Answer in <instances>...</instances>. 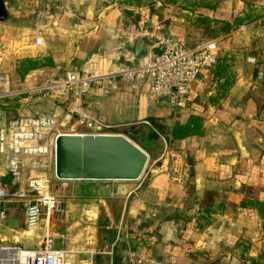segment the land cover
Instances as JSON below:
<instances>
[{"label":"crops","instance_id":"crops-1","mask_svg":"<svg viewBox=\"0 0 264 264\" xmlns=\"http://www.w3.org/2000/svg\"><path fill=\"white\" fill-rule=\"evenodd\" d=\"M41 1L0 0V75L8 77L27 114L63 111L59 98L46 108L31 105L38 83L69 71L112 75L144 65L157 52L152 39L124 36L119 28L139 33L161 24L190 47L220 38L221 50L177 113L152 95L147 81L134 89L106 77L93 87L84 96L89 114L124 128L151 121L170 140L167 160L153 164L147 180L71 181L50 230L41 224L28 231L23 209L3 201L0 243L34 249L45 245L50 232L48 243L66 250L73 264H128L129 251L160 264H264V218L257 208L264 203V88L250 38L255 22L245 20L253 11L245 0H74L55 7L40 33L35 15ZM235 18L245 21L234 26ZM40 35L43 44L37 45ZM47 54L54 65L24 76L18 71L22 59ZM176 127L179 136L188 134L174 137ZM162 152L147 151L152 163ZM9 175L0 159V178ZM1 187L6 184L0 180Z\"/></svg>","mask_w":264,"mask_h":264},{"label":"built area","instance_id":"built-area-1","mask_svg":"<svg viewBox=\"0 0 264 264\" xmlns=\"http://www.w3.org/2000/svg\"><path fill=\"white\" fill-rule=\"evenodd\" d=\"M74 0H42L35 15V28L42 33L51 20L54 8L63 7ZM124 36L138 34L154 41L157 52L144 65L121 67L112 75H94L69 71L50 85L60 94L67 92L70 99L69 110L73 111L77 123L83 125L89 134L118 135L117 125L106 123L89 114L84 106V96L96 86L104 83L106 77L131 83L134 89L147 81L154 97L164 99L175 113L184 109L203 69H213L218 63L220 38H212L190 47L179 37L166 34L161 24L138 33L136 28H119ZM36 44H43L42 35L36 38ZM5 81L7 83H5ZM9 79L0 75V90L9 92ZM156 131L165 146L155 164L170 153V140L159 133L149 120L141 122ZM59 131L58 116L54 113L19 115L0 127V159H5L12 177V187L0 188V203L12 201L18 203L25 212V227L33 232L45 221L49 227L50 216L59 210L60 199L71 180L57 178L56 140ZM127 136V135H125ZM149 164V162H148ZM148 164L139 180H146L152 171ZM4 211L0 212L5 217ZM121 229V227H120ZM128 264L152 263L133 251L127 254ZM0 264H73L68 252L55 248L51 243L34 249L0 243Z\"/></svg>","mask_w":264,"mask_h":264},{"label":"water","instance_id":"water-1","mask_svg":"<svg viewBox=\"0 0 264 264\" xmlns=\"http://www.w3.org/2000/svg\"><path fill=\"white\" fill-rule=\"evenodd\" d=\"M148 153L128 136L61 133L56 140V176L71 181H136Z\"/></svg>","mask_w":264,"mask_h":264},{"label":"rangeland","instance_id":"rangeland-1","mask_svg":"<svg viewBox=\"0 0 264 264\" xmlns=\"http://www.w3.org/2000/svg\"><path fill=\"white\" fill-rule=\"evenodd\" d=\"M244 5L246 7H248V9H250V14L253 11V13L251 15H248L245 18V20H247L248 23H254L255 22L252 26L253 28L250 31L251 32L250 38H252L251 39L252 40L251 41L252 46L256 47V52H258L257 54H259V59H260L259 66H260V69L262 71V76L259 77L258 80L264 88V12L263 13L259 12V8H257V7H260V8L264 7V0H245ZM241 20L245 21L242 18H241ZM56 80H54V81H56ZM54 81H52V82H48V81L47 82H41V83H38L37 85L34 86V89H33L34 92L32 93V95H34V98L36 99V101L34 103H31V105L35 104L36 106H42V108H46L44 104L49 105V102L51 100H54V98H59L60 101H63L62 102V105H63L62 110L63 111L59 115H57L58 120H59V131L61 133H85V132H87V129L83 125L77 123V119H76L73 111L69 110L70 99H69V97H67V95H68L67 92L60 94L59 92H57V89H55L53 87H49L50 85H52L51 83H53ZM262 93H264V90H262ZM16 97L17 96H15V94L13 93L12 88L10 87V84H9V92L6 95H5L4 91L0 90V114H1L0 125H3L5 123L4 122L5 120L13 119L15 117H18L19 115H27V112H24L22 110V108H20V103L16 104V102H15ZM26 106H27V104H26ZM30 106L28 105L26 110H31ZM18 109H20V110H18ZM24 110H25V108H24ZM46 110H48V109H46ZM45 113H48V112H45ZM126 126H128V127L124 128V125H117L116 131L121 132V133L125 132L127 129H131L132 131H134L133 132L134 135H132V138L135 142H137L139 144V147L142 146L143 148H145L148 151L152 150V149L162 150L164 148L165 143L161 137H159L158 139L151 137V134L154 133L152 128H150L146 125H144L145 127H139V128H136L138 125H126ZM170 145L171 144H169V147H170ZM170 150H171V148H170ZM167 156L164 157L162 160H165V159L167 160ZM149 161L150 162L148 164V169H149V166L152 165L151 159H149ZM152 174H153V172L151 174H149L147 179L151 178ZM64 197H67L66 190L63 191V198ZM8 205L15 207L17 209V211H20L23 209L17 203H10ZM63 205H64V203L62 204V208H63ZM22 212L24 213L23 210H22ZM6 216L7 215H5V217ZM51 217H52V221L50 220L48 223L49 230L53 226V221H54L53 216H51ZM41 224L44 225V228H45V226H46L45 221H43ZM19 227H20V225L18 223L16 228H19Z\"/></svg>","mask_w":264,"mask_h":264},{"label":"trees","instance_id":"trees-1","mask_svg":"<svg viewBox=\"0 0 264 264\" xmlns=\"http://www.w3.org/2000/svg\"><path fill=\"white\" fill-rule=\"evenodd\" d=\"M125 13L129 14L130 12L125 11ZM241 22H242L241 19L235 18L234 26L238 25ZM225 25H226V27H225L224 30L228 31L229 30V23H226ZM51 65H54L53 59H52L50 54H47V55L43 56L42 59H33V58L22 59L21 61H19L18 71L20 72V74H22V76H24V75L28 74L32 70H35V69H38V68H42V67H45V66H51ZM157 128H158V130H161L160 127H157ZM178 128L179 127H176L174 129V131H173V136L174 137H179L180 138V137L186 136L188 134V133H185L182 136L181 135L179 136V129ZM133 132L134 131H132L131 129H127L123 133L125 135H127L132 141H134L133 138H132V135H134ZM151 137L158 139L160 136H159V134L156 131H154V133L151 134ZM134 143H136L139 146V144L137 142L134 141ZM140 147L142 149H144L146 152L148 151L145 148H143L142 146H140ZM0 180H1V182H4L6 184V187H9L10 184H11V181H12V177H11V175H9L7 177L0 178ZM257 208H258L259 213L264 218V203H259Z\"/></svg>","mask_w":264,"mask_h":264},{"label":"bare ground","instance_id":"bare-ground-1","mask_svg":"<svg viewBox=\"0 0 264 264\" xmlns=\"http://www.w3.org/2000/svg\"><path fill=\"white\" fill-rule=\"evenodd\" d=\"M5 83H7V82L5 81ZM50 220L52 221V217H51V216H50V219H49V221H50ZM50 234H51V233H50V232H48V235L45 237V240H46V241L44 242L45 244H47V243H48V239H49V236H50ZM47 238H48V239H47Z\"/></svg>","mask_w":264,"mask_h":264}]
</instances>
